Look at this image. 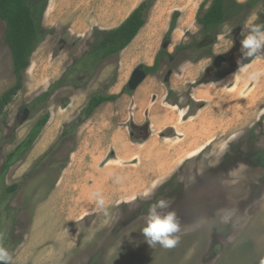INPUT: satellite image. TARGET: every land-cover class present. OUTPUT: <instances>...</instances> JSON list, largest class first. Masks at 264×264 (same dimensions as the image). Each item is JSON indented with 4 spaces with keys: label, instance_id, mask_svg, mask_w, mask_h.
Instances as JSON below:
<instances>
[{
    "label": "rangeland",
    "instance_id": "1",
    "mask_svg": "<svg viewBox=\"0 0 264 264\" xmlns=\"http://www.w3.org/2000/svg\"><path fill=\"white\" fill-rule=\"evenodd\" d=\"M145 1L27 0L40 18L42 38L23 72L22 90L0 117V234L12 264L264 260V59L245 60V72L236 63L241 28L253 15L255 23L264 19V0H236L250 11L241 27L243 15L231 18L208 41L210 55L205 48H192L204 40L198 17L206 0H149L153 6L146 25L128 48L100 63L92 78L73 72L76 86H65L44 105L27 108ZM176 12L175 30L166 39ZM5 37L0 19V98L16 83ZM180 46L186 48L177 53ZM162 49L176 55H165L158 71L128 93L133 71L152 67ZM217 56L227 58L219 69L214 67ZM253 73L260 75L251 79ZM141 90L168 109L157 128L172 125L177 133L159 131L145 140L135 137V143L130 139L141 165L105 167L114 155L113 128L125 126L116 115L127 104L130 112L131 100L124 96L135 94L138 100ZM121 93L84 121L81 113L93 96ZM48 113L50 120L37 140L3 174L7 156ZM113 143L123 154L126 148L119 140ZM13 185L19 189L6 195L5 188ZM153 188L154 194L146 197ZM94 192L103 195L108 216L96 209ZM161 197L171 201L169 210L181 225L175 234L179 243L170 249L149 247L142 232L149 205Z\"/></svg>",
    "mask_w": 264,
    "mask_h": 264
},
{
    "label": "trees",
    "instance_id": "2",
    "mask_svg": "<svg viewBox=\"0 0 264 264\" xmlns=\"http://www.w3.org/2000/svg\"><path fill=\"white\" fill-rule=\"evenodd\" d=\"M152 6L153 1L147 0L143 2L119 27L106 31L98 44L94 46L91 51L86 53L74 67L69 69L68 74L66 73L58 82L53 84L47 92L36 98L27 108H38L39 105L47 103L57 90L68 85L76 86L78 81H74L70 75L77 70L86 74L89 78H92L94 71L100 63L121 53L133 43L146 25L147 14H149ZM201 10L205 11L198 17V22L203 27L204 40L192 45V48L197 51L205 48L209 40L212 41L215 39L219 29L231 18H237L239 15H243L244 19L242 17L240 23L241 27V24L245 20V15L249 13L250 8L247 5L238 3L236 0H206ZM178 18L179 13L176 12L173 15L172 24L166 39H169L174 32ZM0 19L6 24L5 42L12 54L13 70L16 77L15 85L7 90L0 98V117H2L6 107L23 88V72L31 66V57L38 48L42 35L38 25L40 18L35 15L33 8L27 3V0H0ZM258 23H264V19ZM209 44H211V42ZM185 48L186 46H180L177 48L176 52L178 53ZM206 50L205 48V52L210 55L211 51ZM165 55L174 57L176 53L171 54L168 53L167 50L162 49L157 54L155 63L152 67L140 66L138 68L143 69L147 75L155 73L160 68L161 59ZM127 92L133 93L128 86ZM121 95L122 93L113 95L98 94L93 96L81 113L84 121L91 118L102 105L116 102ZM49 120L50 114L48 113L37 122L27 139L18 149L7 156L6 163L3 167V174L11 168L12 161L18 157L20 151H27V149H30L48 124ZM132 140L136 141L134 137H132ZM18 189V185L9 186L5 188L4 193L6 195H11Z\"/></svg>",
    "mask_w": 264,
    "mask_h": 264
},
{
    "label": "clouds",
    "instance_id": "3",
    "mask_svg": "<svg viewBox=\"0 0 264 264\" xmlns=\"http://www.w3.org/2000/svg\"><path fill=\"white\" fill-rule=\"evenodd\" d=\"M257 19L255 15L249 18L241 28L239 36L240 47L237 56L238 71H247L249 65L244 64L245 60L264 59V23H255ZM218 39L223 40L221 35ZM260 73L251 74L250 78L255 79ZM155 187V186H154ZM154 194L153 190L146 192V197ZM95 200L96 209L104 216L109 215L106 201L100 192L92 194ZM171 201L163 197L151 203L144 215V227L142 229L145 242L149 247H154L159 244L161 247L170 249L179 243V237L175 234L180 232L181 225L174 210H169ZM226 211V210H222ZM223 222H227L226 217H222ZM3 234H0V264H12V254L6 247L3 246ZM264 264V260L261 261Z\"/></svg>",
    "mask_w": 264,
    "mask_h": 264
},
{
    "label": "crops",
    "instance_id": "4",
    "mask_svg": "<svg viewBox=\"0 0 264 264\" xmlns=\"http://www.w3.org/2000/svg\"><path fill=\"white\" fill-rule=\"evenodd\" d=\"M140 96L138 100L135 98V94L130 96H124L125 98H129L131 100L130 102V112L128 114V104L124 107L125 111L119 112V115H116V118H121L120 122H124L125 126L119 127V128H113V136L111 137V148L113 149L114 156L110 159L106 160L105 167L110 166V164H117V166H123L124 168H128L130 166L133 167H139L141 165L136 157L137 155H134L137 150L133 148V143H135L132 140L131 137V131H130V125L133 124L137 127H143L146 126L148 123H150V128L152 130V133L159 132L160 134L166 130H175V128L172 125H163L162 129H158V123L162 120L161 118H166V112L168 109L165 107H161L157 105L158 100L156 97H152L150 99L148 95H145V91H140ZM150 99V100H149ZM128 100V99H126ZM157 100V102H156ZM151 101V102H150ZM128 103V102H127ZM135 107V110H131ZM115 120V117L113 118ZM113 123V121H112ZM172 128V129H171ZM176 132V130H175ZM177 133V132H176ZM130 135V138H129ZM153 135V134H152ZM152 137V136H150ZM116 138L119 142L126 148L123 154H121L114 146L113 139ZM133 142H131L130 141ZM137 149V148H136ZM144 151V150H142ZM146 153V151H144ZM114 166V165H113ZM118 170V169H117ZM139 171H143L142 169H138ZM139 180V179H138ZM140 180L142 178L140 177ZM143 182V181H142Z\"/></svg>",
    "mask_w": 264,
    "mask_h": 264
},
{
    "label": "water",
    "instance_id": "5",
    "mask_svg": "<svg viewBox=\"0 0 264 264\" xmlns=\"http://www.w3.org/2000/svg\"><path fill=\"white\" fill-rule=\"evenodd\" d=\"M226 62V57L224 56H217L214 61L215 69H219L224 63ZM147 73L141 69L136 68L129 80L128 87L131 91H136L140 85L147 79Z\"/></svg>",
    "mask_w": 264,
    "mask_h": 264
},
{
    "label": "flooded vegetation",
    "instance_id": "6",
    "mask_svg": "<svg viewBox=\"0 0 264 264\" xmlns=\"http://www.w3.org/2000/svg\"><path fill=\"white\" fill-rule=\"evenodd\" d=\"M226 62H227V58H226ZM193 104H195V103H193ZM129 127H130V131H131V135L134 138L138 137V136L139 137L141 136L145 140V139H148L150 137V135L152 134V130L150 129L149 125H146V126H143V127H137V126L131 124ZM145 130H147V134H146ZM169 131H172V130H166V131H164V133L166 134V132H169ZM164 133H163V135H164Z\"/></svg>",
    "mask_w": 264,
    "mask_h": 264
},
{
    "label": "bare ground",
    "instance_id": "7",
    "mask_svg": "<svg viewBox=\"0 0 264 264\" xmlns=\"http://www.w3.org/2000/svg\"><path fill=\"white\" fill-rule=\"evenodd\" d=\"M148 57V56H147ZM150 59V58H149ZM147 61V60H146ZM149 62H150V60H149Z\"/></svg>",
    "mask_w": 264,
    "mask_h": 264
}]
</instances>
